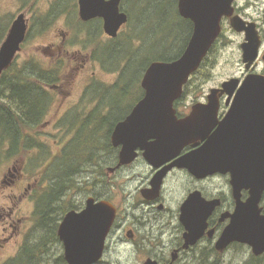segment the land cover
I'll return each instance as SVG.
<instances>
[{
  "label": "flooded vegetation",
  "instance_id": "flooded-vegetation-1",
  "mask_svg": "<svg viewBox=\"0 0 264 264\" xmlns=\"http://www.w3.org/2000/svg\"><path fill=\"white\" fill-rule=\"evenodd\" d=\"M29 1L33 0H24V4H28ZM66 1L73 10V7L76 8L79 15V0L75 4L73 2L76 0ZM200 5L205 8L206 13L225 9L220 18V32L209 48L207 59L211 58L212 52H240L239 60L243 71L239 76L231 77L239 79L238 87L249 74L264 75V0H202ZM172 8L183 22L180 28L184 31L186 49L194 33V21L181 16L179 0H172ZM20 14L25 15L28 23L27 37L22 44L23 49L28 40V34L32 30V21L28 11L27 13L21 11ZM78 17L86 24L99 19L103 21L102 18L83 21L80 16ZM235 22L243 29L235 28ZM179 24L180 22L177 26ZM85 28L90 42L95 34L92 29ZM104 34L108 39L111 38L105 32ZM61 38V45L56 46L57 49L54 48L55 52L50 51V48L44 49L48 56L47 60H44L45 65L68 67L80 65L85 68L92 59L99 61L95 56L96 52L90 59L83 54V50L70 54L64 47L69 34L61 32ZM250 42H253V48L257 45L258 56L252 66L247 68L243 52ZM229 79L212 87L209 91H204L197 102L207 105L213 97L217 103L216 125L212 128V132L218 128L239 94L237 89L232 92L222 90L223 83ZM62 88V84L51 88L54 101L50 111L54 109L58 99L61 101L55 109V115L65 110L64 114L57 119L60 123L73 120L67 117L73 110L77 109L75 114L80 113L78 108L81 107L82 95L85 93L82 92L81 96L75 98L72 91ZM181 98L175 102L176 115L179 119L188 116L196 104L193 106L186 104L181 107L179 106ZM97 99L99 103L90 113L98 109L101 101L99 94H94L91 101ZM49 125L50 122H46L41 132ZM111 135L108 140H105L103 147L90 149L89 169L86 176L87 198L79 204L72 202L67 206L63 202L67 198L75 199L74 178L80 173H73L68 183L65 182L59 189L57 202L49 203L46 202L47 191L49 182L52 181L51 175L56 172V169L48 174L49 178L44 184L41 183V179L47 168L49 169L53 157L48 158L49 164L48 166L44 164L43 169L37 173H40L39 176L32 177L25 171L27 158L14 160L15 157L12 156L3 168V176L0 179V254L12 249L4 259L5 262L18 259L16 261L19 264H70L66 258L65 242L59 233L61 224L69 212L83 211L87 207V200L93 198L95 202H109L114 210V219L106 236L101 256L93 263L77 259L76 264H223V257H226L235 246L250 248L246 264H264V253L255 255L252 247L247 244L233 242L224 250L217 248V242L231 222L238 203V197L231 184V175L216 171L204 176L194 174L188 168L176 164L181 157L202 147L206 139L197 138L189 141L160 165L150 162L145 156V149L141 148H138V156L133 162L120 165L121 147H115L112 144ZM69 141L63 142L60 145L59 154L54 155L59 157L58 160L62 158L64 146H67ZM153 142L154 139L148 140V143ZM96 152L97 155H95ZM10 164H12L11 167H9ZM75 170L77 171L76 168ZM32 178H34L33 181H31ZM224 178L225 185L222 182ZM14 187L18 188L16 192L6 193ZM249 197V189H242L241 201L246 202ZM60 201L63 202L57 204ZM260 206L264 214V194ZM34 225L42 231V235L30 234ZM193 234L197 239L192 243L189 239ZM75 253L77 256L80 254L76 251ZM22 259L23 262H21Z\"/></svg>",
  "mask_w": 264,
  "mask_h": 264
},
{
  "label": "water",
  "instance_id": "water-1",
  "mask_svg": "<svg viewBox=\"0 0 264 264\" xmlns=\"http://www.w3.org/2000/svg\"><path fill=\"white\" fill-rule=\"evenodd\" d=\"M122 1L79 0V16L83 21L102 18L104 32L116 38L129 20L128 14L121 9ZM201 1L179 0V13L195 24L192 39L178 58L154 60L149 64L141 80L144 96L130 114L116 124L111 142L121 147L120 165L133 162L138 148L145 149L150 162L160 165L189 141L206 139L202 147L181 157L176 164L194 174L205 176L220 171L231 175L238 203L217 248L224 250L231 243L240 242L251 246L255 255H260L264 253V214L260 206L264 194V75L249 74L239 87L237 78L223 83V91L237 89L239 94L214 132L217 103L211 96L207 105L196 103L188 116L179 119L176 115L175 102L182 97L184 86L208 55L225 12V9H216L206 13ZM234 26L243 29L236 22ZM27 33V20L20 14L0 47V78L22 50ZM252 44H247L243 52L247 68L258 56L257 45L253 48ZM149 139L154 142L148 143ZM242 189L250 191L246 202L240 199ZM113 219L111 204L95 202L93 198L87 200L83 211H71L66 215L59 233L70 264H76L77 259L93 263L101 256ZM196 239L193 234L189 242ZM75 251L80 254L77 256Z\"/></svg>",
  "mask_w": 264,
  "mask_h": 264
},
{
  "label": "rangeland",
  "instance_id": "rangeland-1",
  "mask_svg": "<svg viewBox=\"0 0 264 264\" xmlns=\"http://www.w3.org/2000/svg\"><path fill=\"white\" fill-rule=\"evenodd\" d=\"M76 2H78V0L73 2V4ZM170 2L172 4V0H170ZM126 6L131 16L132 25L130 26L127 22L128 24L123 26L121 34L125 37L129 33L131 34L135 29L138 33L143 27L146 28V35L148 38H151L150 50L147 51V53L145 52L147 57L157 59L165 55L174 56L184 48V31L183 29H178L177 26L179 22L177 19L179 18L174 12L173 14H168V9L171 8L169 0L163 9L157 8V0H126ZM73 8L74 10L69 6L66 0H33L29 1L28 4H24V0H0V47L12 21L19 15V12L24 11L27 13L28 11V15H30L32 21V30H30L31 33L28 34V40L18 55V61L23 62L24 60L34 59L43 64L44 60L48 58L44 49L50 48V51L55 52V49H57L56 46L58 47L61 45V32H67V34H69V39L64 47L70 54L83 50V54L90 59L95 53L97 43H107L109 39L103 32V21L99 19L98 22L94 21L88 24V26L90 25L89 27L86 26L92 29V32L95 34L92 36V41L89 42L87 36L88 31L85 26L80 27L79 24H77L80 19L76 8ZM122 10H124L123 4ZM138 25L140 27H138ZM99 32L100 35H96V33ZM139 39L141 40V37H138V40ZM239 58L240 52L238 51L212 52L211 58L208 59L201 72L196 76H192L193 78L190 80L189 88H187V92H185L180 99L181 102L179 106L183 107L186 104L193 106L200 100V95L204 91H209L212 87L219 85L224 80L233 76H239L243 71V66L240 64ZM64 67L66 68V72H63L62 89L72 91L75 98L81 96L82 92H85L82 95L81 107L78 108L80 109V113L75 114L74 112L77 110L75 109L67 115L68 118H71L74 114H81V117L87 116L99 103V99L91 101L94 94H98L94 92V87L99 84L106 86L113 85L118 78V73H109L105 71L102 68L101 61H95L93 59L85 68H82L80 65ZM138 96L139 92L135 96L132 95V97H127L120 93L119 90H112L109 97H107L106 105H109L113 109V113L112 115H105L107 119L100 125V132L92 133L93 139L96 137V139L99 140L101 134H106L111 124L117 117L124 116L127 113ZM60 101L61 100L58 99L54 109L50 111L51 113L49 112L45 119L46 122H50V125L42 129V132L40 131L39 133L38 139L42 148L34 149L31 153H27L25 156H17L14 159L27 158L25 171L30 173L32 177H37L40 174L37 173L43 169L44 164L48 166L49 161L47 160L52 156L53 159L49 165V169L46 166L47 170L45 171L43 179H41V183L43 184L47 182L49 178L48 174L55 171L58 166V164L55 165V162L59 157L54 155L59 154L60 145L63 142L68 143L69 139L73 138L75 134L74 131L68 128H58L60 120L57 119L61 117L65 111L55 115V109L58 107ZM64 150L63 158L69 154L84 152L87 150V147L84 144L71 142L67 146H64ZM11 159L12 156L6 157L4 154L0 155V179L3 176V168ZM88 162L89 161L86 159V161L81 164L80 174L78 177L75 176L74 178V183L76 185V189L74 190V192H76L75 199L71 200L67 198L64 199V202L60 201L57 204L61 202L67 206L72 204V202L79 204L87 198L88 185L86 184V176L87 170L89 169ZM11 166L12 164L9 165V167ZM33 180L34 178L31 179V181ZM222 182L223 185H225V178ZM49 183H52V181ZM17 189V187H14L13 189L7 190L6 193L16 192ZM37 228L38 227L34 225L30 234L42 235V231ZM8 251L10 252L12 249ZM9 252L0 254V264H8L9 261H13L14 264H19V262L16 261L18 259L9 260L7 262L4 261ZM249 255V247L235 246L230 253H227L226 257H223V264H246Z\"/></svg>",
  "mask_w": 264,
  "mask_h": 264
},
{
  "label": "trees",
  "instance_id": "trees-1",
  "mask_svg": "<svg viewBox=\"0 0 264 264\" xmlns=\"http://www.w3.org/2000/svg\"><path fill=\"white\" fill-rule=\"evenodd\" d=\"M167 1L157 0V8H165ZM169 3L171 8L168 9V14H173L174 10L170 0ZM122 4L123 9L129 15L130 22L128 23L131 26L132 21L127 10L126 0H123ZM176 15L179 18L177 20L180 22L178 29H181V23L183 22L177 13ZM95 22L98 21L95 20ZM77 24L81 27L88 26V24L81 21H78ZM138 27L140 26L138 25ZM146 31L147 29L144 27L138 33L135 29L125 37L120 32L117 38H110L107 43H97L96 58L101 61L102 68L105 71L118 73V78L113 85L99 84L94 87V92L101 94L99 95L101 101L97 110L85 117H81V114L72 115L73 120L61 122L58 125V128H68L75 132L69 144L71 142L84 144L87 150L66 155L65 158L62 156L57 161L56 171L58 172L51 175L52 183L48 187L46 202H57L59 189L64 186L65 182L68 183V179L72 178L73 173H80L81 164L86 159L89 161L87 157L91 147L95 149L103 147L105 140L110 138L115 124L125 118L130 109L143 96L144 90L140 81L149 64L154 60L169 61L176 59L184 52L185 47L174 56L165 55L157 59L147 57L146 53L150 50L151 38L147 37ZM99 33H96V35ZM138 37H141V40H138ZM104 53L106 54L104 55ZM206 59L193 76L201 72ZM65 69L61 65H44L38 60L30 59L23 62L15 60L4 71L0 78V155L15 156L16 158L20 155L24 156L35 148H42L38 136L41 128L46 124L45 119L54 101L51 88L61 84L64 77L63 72H66ZM187 88H189L188 84L185 86L184 92H187ZM114 89L119 90L127 97L135 96L138 92L139 96L124 116L117 117L106 134H101L99 140L96 137L93 139L92 133L100 132V125L107 119L105 115H112L113 113V109L106 105V100ZM95 155H97V152ZM21 262H23V259ZM8 264L14 263L9 261Z\"/></svg>",
  "mask_w": 264,
  "mask_h": 264
}]
</instances>
